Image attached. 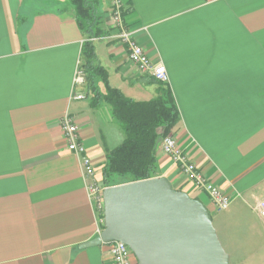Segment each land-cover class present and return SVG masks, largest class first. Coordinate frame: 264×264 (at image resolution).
<instances>
[{"label": "crops", "instance_id": "crops-1", "mask_svg": "<svg viewBox=\"0 0 264 264\" xmlns=\"http://www.w3.org/2000/svg\"><path fill=\"white\" fill-rule=\"evenodd\" d=\"M122 2L125 26L166 66L168 82L130 60L109 0L99 5L105 31L92 38L67 0H0V264H113L107 244L81 247L103 226L61 128L70 114L103 182L106 151L126 137L103 99L109 87L135 100L172 90L181 115L174 135L230 206L217 212L161 142L159 176L213 213L230 264H264V0ZM88 40L93 65L107 73L94 76L96 89L75 83L79 66L88 75Z\"/></svg>", "mask_w": 264, "mask_h": 264}, {"label": "water", "instance_id": "water-1", "mask_svg": "<svg viewBox=\"0 0 264 264\" xmlns=\"http://www.w3.org/2000/svg\"><path fill=\"white\" fill-rule=\"evenodd\" d=\"M103 194V230L82 248L122 241L138 264H230L207 206L167 177L107 186Z\"/></svg>", "mask_w": 264, "mask_h": 264}, {"label": "trees", "instance_id": "trees-1", "mask_svg": "<svg viewBox=\"0 0 264 264\" xmlns=\"http://www.w3.org/2000/svg\"><path fill=\"white\" fill-rule=\"evenodd\" d=\"M80 29L89 37L104 33L103 14L99 10L101 0H69ZM87 84L96 89L94 76L101 75L107 81V73L94 66L93 43L84 44ZM103 99L109 103L114 117L122 124L126 137L113 149L106 151L103 166V183L107 186L159 176V138L174 134L181 115L174 94L169 87L162 88L159 96L150 100H135L120 90L108 88ZM104 227V225H102Z\"/></svg>", "mask_w": 264, "mask_h": 264}, {"label": "built area", "instance_id": "built-area-1", "mask_svg": "<svg viewBox=\"0 0 264 264\" xmlns=\"http://www.w3.org/2000/svg\"><path fill=\"white\" fill-rule=\"evenodd\" d=\"M111 4V18L114 26L119 30L117 37L120 41L128 45L130 60L137 66L141 73L149 74L160 82H168L169 76L166 66L162 62L154 63L144 47L138 42L135 36V30L125 26L122 17L124 7L122 0H111ZM86 77L85 70L82 66H79L76 70L75 83L81 85L85 84ZM85 97L86 95L82 93L75 95L77 99ZM61 128L67 149L78 156L80 160L88 196L92 200L94 208L100 214L101 223L104 225L105 204L103 193L107 186L98 178L97 167L89 155L85 144L81 140L79 125L70 114L63 116ZM161 148L171 157L172 161L178 165L181 173L193 183L196 188L208 194L217 212H223L229 208L230 197L221 187L210 180L204 171L190 159V156L180 146L174 134H168L162 138ZM257 210L264 219V199L258 203ZM102 230L103 227L98 228V235ZM105 244L109 246V253L113 264H133V252L126 243L122 241H113Z\"/></svg>", "mask_w": 264, "mask_h": 264}, {"label": "rangeland", "instance_id": "rangeland-1", "mask_svg": "<svg viewBox=\"0 0 264 264\" xmlns=\"http://www.w3.org/2000/svg\"><path fill=\"white\" fill-rule=\"evenodd\" d=\"M68 2H69V0H67ZM110 1V7H109V9H110V11L112 10V4H111V0H109ZM108 20H110V22H112L113 23V21H112V18H111V13H110V15H109V17H108ZM203 200V199H202ZM211 213V215L213 216V213L212 212H210Z\"/></svg>", "mask_w": 264, "mask_h": 264}]
</instances>
